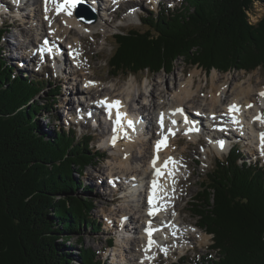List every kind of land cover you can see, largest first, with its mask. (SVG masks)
<instances>
[{"label":"trees","instance_id":"trees-1","mask_svg":"<svg viewBox=\"0 0 264 264\" xmlns=\"http://www.w3.org/2000/svg\"><path fill=\"white\" fill-rule=\"evenodd\" d=\"M185 2L173 11L147 9L140 18L143 30L114 34L108 73H169L180 57L206 73L264 68V17L256 25L248 22L254 3L264 0ZM4 32L0 27V40ZM2 50L0 264H105L91 249L80 248L75 256L65 248L81 226L97 224L94 203L75 191L85 166L94 167L105 153L92 147L91 133L77 136L74 128L63 126L44 132L36 118L38 112L47 115L49 105L35 97L46 84L15 71ZM240 159L236 149L216 159L192 196L190 210L212 236L209 253L168 264H264V167Z\"/></svg>","mask_w":264,"mask_h":264},{"label":"bare ground","instance_id":"bare-ground-1","mask_svg":"<svg viewBox=\"0 0 264 264\" xmlns=\"http://www.w3.org/2000/svg\"><path fill=\"white\" fill-rule=\"evenodd\" d=\"M84 1L98 10L96 11L98 12V18L92 24L82 23L75 15H67L64 11L57 14L56 7L50 4H47L48 11L45 12V0H32L30 3L32 5L30 13L25 15L19 13V15L24 19H33L32 23L36 22L34 28H31L36 32V37H34L36 40L34 42L27 38L25 48L34 46L37 42V47L43 46L42 44L45 42L42 40V37L45 36H49L53 40V45L57 42L58 47L64 48V53H57L54 57V64L55 70L59 72H65L68 64L71 66L69 72L71 71L73 77L68 78L69 81H67L70 84L67 86V91H71L69 95L72 93L70 89H72V85L75 82L80 85L79 89L81 93L84 92L92 96L97 105L99 104V97L118 99L128 107L129 113L132 112L135 115L136 131L133 133L127 132L125 137L122 136L128 123H126V127L115 128V132L113 130L109 131L112 129L111 124L107 127H104L102 124L100 126L101 130L99 129L100 139L106 140L103 142L104 147H107L112 151L113 155L117 156L116 159L113 158V160L107 161L106 177L118 178L117 183H122L123 186H118V190L122 194L121 198L123 202L126 203V206L122 205L113 210L108 209L109 212L103 209L100 211V214L106 219V226L111 227L114 225L113 219H115V227L118 230L119 236L116 238L115 245H113V252L112 250L110 252L111 261L114 264H123V262H119L121 258L125 261L124 264H151L154 262L155 256L160 250L164 251L166 256H169L174 252L173 248H178L181 251L187 250L190 241L191 243L195 241L197 244L206 245L210 242L209 235L200 229L194 228L195 222L187 218L183 219L181 217L182 209L178 207V200L181 198L180 182L182 179L174 177V175L180 172L185 174L184 170L189 168V164L182 154L183 149L176 151L173 147V143L177 139L176 131L183 124L182 121L177 120V117L180 114L188 119L190 118L188 117V112L183 111L184 113L182 114V109L185 105L194 106L193 108L196 111H193L194 114L191 112L192 115L198 114L201 111L207 119L209 114L226 111L230 105H236L239 111L232 114L242 119L244 128L242 126V130L239 133L249 139L247 141L249 147L247 153L256 154V151H261L259 137L260 133H264V123L254 118L258 115L264 117V96L259 95L261 92H264V87L252 86L249 72L247 74L248 77L243 82L244 84L247 83L246 85L227 84L228 81L226 80L223 83L217 84L214 82L217 75L213 74V85H211L207 95L198 101L195 98L199 91L193 90L194 75L198 72L197 70L192 71L188 77H184V74H181V72H176L174 86L172 82L169 85L165 84L163 89H159L156 83L149 82L148 77L143 79L141 84H139L135 75L127 77L118 87L116 80L109 82L110 87H113L111 89L101 87L97 78H92L91 75L93 73L90 74L92 68H85L89 64V61L87 58L84 59L87 55L84 52L81 42L83 41V35L95 34L99 29L104 30L106 28L108 17H103L102 13L108 11H100V9H103L101 7L102 4H107V2L111 3L114 0ZM150 1L153 2L154 0ZM112 6L113 4L109 5V7ZM46 16L47 19L45 18ZM24 19L23 22H25ZM4 26L8 25L4 24ZM115 28H118V26ZM68 32H73L75 35L71 39H68V35L66 36ZM38 36L41 37L37 41ZM24 51V53H28L27 50ZM28 59L31 60L32 57H28ZM50 61L52 63V60ZM64 77L66 76L64 75ZM90 81L94 83L86 87V83ZM139 86L143 88L140 91L141 94L138 92ZM78 101L82 102L85 100L80 98ZM86 103H91V100L87 99ZM64 107L67 108V106ZM94 109L95 111H92L91 118L86 116L82 117V120L87 121L91 126V123H94L92 127L97 126V114L101 112L96 106ZM176 109H181V111L177 112ZM66 110L69 113L68 118H70L72 108L71 111L69 108ZM83 110L82 108H76L73 113H81ZM161 114H163V128L161 127ZM68 118L65 119L66 123H68ZM76 120L77 122H73L72 128H75L74 123L79 125L78 119ZM209 122L211 123V121ZM116 129L120 132L121 140H117ZM168 129H172L175 135H171ZM198 129L200 130V128ZM204 131L205 127L202 131L203 134H205ZM186 135L185 138L189 142L194 143L198 141V135L193 133H186ZM113 136L116 137L115 144L111 142ZM162 137L167 138V146H162L157 151V142ZM212 138L213 140L211 142L214 144L217 140L216 137ZM204 148L205 153L212 151L215 154H221L214 146H205ZM169 157L172 158L173 162L169 163L167 168H163L162 165ZM154 158H156L155 168L152 164ZM157 169H165L167 174L163 177H156L154 172ZM151 178L156 179L159 183V187L155 190V193L149 187ZM174 182H179L176 188L172 185ZM162 194H167L169 197L166 200L167 206L165 202L159 199ZM150 196L153 197L152 204L149 203ZM171 200L174 202V206H169ZM150 211L154 214L149 215ZM166 212H168L166 215L168 216L167 219H171V222L168 223L169 226L161 224L163 220L165 222L164 216L162 217L161 215ZM128 220L131 223L134 222L132 227L126 224ZM148 225L154 227V231L159 230L162 233L164 238L160 244V238L157 239L155 236H151L150 238L154 243L149 245V236L145 234ZM157 235H159L158 232ZM126 253H130L129 259L124 257Z\"/></svg>","mask_w":264,"mask_h":264},{"label":"rangeland","instance_id":"rangeland-1","mask_svg":"<svg viewBox=\"0 0 264 264\" xmlns=\"http://www.w3.org/2000/svg\"><path fill=\"white\" fill-rule=\"evenodd\" d=\"M157 1L158 0H154L153 1L154 4H156L155 2ZM181 1L183 0H162V2L167 5V7H168V4H170V2L172 3V6H176V7L180 6ZM125 2L122 3L120 7L121 10L116 13V15L118 16L111 17L112 18L111 21H110L108 13L106 12L102 13L103 17L105 16L108 17V20H107L108 24L106 25V28H104V30L99 29L98 32L95 34H86L82 36V40H83L81 42L82 47L84 48V52L87 55V57H84V59L87 58L89 61V64H87L85 68L91 67L92 70L90 71V74L93 73L91 75L92 78H97V81H99V83L101 84V87H105L107 89L113 88V87H110L111 85L109 82L111 80H116L117 87H118L125 81L127 77L131 76L129 75L127 77H124V75H118L117 78H114V77H111L108 73V67L106 64V60L111 55L114 49V36H113L114 34L113 33L119 32V31H126L129 28L143 30L144 27L139 23V19H138V17L146 13V12H143L142 9L146 8L149 10L153 9V11L155 10V12L157 11L155 9V5H151L147 3L145 4L144 2H141V1L138 2V6H135L133 3L128 4ZM19 13H22V15L26 14L23 12L22 9L19 10ZM110 13L112 15V10L110 11ZM129 13H132L131 14L132 18L130 19L126 18V16L129 15ZM248 15H249L248 22L251 25H256L257 22L260 21L264 17V2H256V4L254 3L252 13H249ZM23 19L24 18H21L20 20H16V19L6 20V25L9 26L11 24L12 27L10 26V29L7 28L6 30H4L5 36L4 38L0 40V46L3 49L2 57H4V59H6L10 64L14 66L15 71L21 70L20 68L23 67L24 72L22 74L24 76L26 75V76L39 77L46 84L43 90L44 92H41L35 98H36V101H38L39 103L42 104L43 102H45L47 105H49L48 112H47V115H44L43 112H38V116L36 119L39 122L38 125L42 126V130L44 132H47L48 135H50L53 132V130L58 131L59 129L63 127L67 129V124L65 122V119L69 117V113H66L64 110L69 108V110L71 111V108H72L71 114H74L73 113L74 109L76 108L84 109L82 105L78 104L76 106L74 103L75 97L73 95L74 94L73 89H76L77 92L81 93L79 89L80 85H77V83L75 82L73 83V85L71 84L72 89L70 90H72V93L69 95L71 91H67L68 88H66V83H64L63 81H60L61 79H64V78H66L67 81H69L68 78L73 77L72 74H71L72 75L71 77H69V74H68L70 67H71L70 64L68 65L66 64L67 66H66L65 72L63 71L59 72L55 70V64H54L53 65L54 72L51 70L48 71L45 69L41 72L34 73V71L31 69L32 66L29 67L28 65H25L23 63L25 62L23 61V59H25L26 61L32 60V59L31 60L28 59V57L23 56V54H25V53H22L23 48H25L24 38H26V40L28 38L34 42L36 40L34 38L36 37V32L35 30L31 29V28H34L36 22L32 23L33 19L29 20L30 18H25L24 21L27 22L28 23L27 24L23 22ZM2 20L3 19L0 18V27H1ZM120 22H122L125 25L130 24V22L131 23L133 22V23L128 26H122L119 28H115L116 26L114 25H117ZM74 35L75 34L73 32L66 33V36L68 37V39H71L72 36ZM20 63L23 64V65L21 64L22 67L19 66ZM29 70H31V72ZM194 70L198 71L194 75V82H193V90L199 91L195 98L198 101L202 97L207 95L208 91L211 88V85H213V79H212L213 74L217 75L216 79L214 80V82H216L217 84L223 83L226 80L228 81L227 84L234 83L237 85L238 84L246 85L247 83L244 84L243 82L248 77L247 74L250 73L249 76L251 78V85L252 86L255 85V87H264V68H257L253 70V72L251 71L249 73L245 72L244 70H239V71L232 70L226 73H221L217 71L215 68H213L211 69L212 72L210 71L206 73L199 67H196V66L191 67V66L186 65L182 61V57H180L178 60L173 61L172 72L167 73L165 70L162 69L153 75L148 74L147 72L146 73L144 72V73H138L135 76L137 77V82L139 84H141L143 79L148 77L149 82L156 83L159 89H163L165 87V84L169 85L172 82H173L172 85L174 86L176 72H181V74H184V77H188V75ZM64 75L66 77H64ZM52 89H55L58 92H53L54 90L52 91ZM142 90L143 88H140L139 86L138 92ZM52 93H59V94H55V96H52ZM78 102H81V101H78ZM64 106H67V108ZM74 121L77 122L76 119ZM78 122H79V119H78ZM91 124L92 126H94V123H91ZM74 127H75L74 129L76 130L77 136H81L82 133H85V132H89L92 134L93 136L92 146L93 147H96L94 145L95 143H97L96 149L101 150L100 146L104 147L103 142H105L106 140L100 139V134H99V129L101 130L100 127L98 128V130H91L88 124H85V125L83 124L82 126L80 124L78 125L75 123H74ZM173 144H174L173 147L174 149H176V151H178V149L179 151L180 149H183L182 154L186 158V162L189 164V168H188L189 170L185 169V172H184L185 174H183L184 176L182 177V181L180 182L181 198L178 200V207L182 209L181 217L183 219L187 218L190 221L197 222L198 221L197 217H195L193 215V212L190 211V207H191L190 203L192 200V196L195 195L196 190L199 187V184L206 177L210 169L213 167L215 163V159L217 158H215L214 155L211 153L204 152V149H205L204 147L206 143L203 140H198L197 142L193 143V142H189V141H186V140H183L177 137L176 142ZM239 147H240L239 154L241 157H245V159L247 160L248 158L253 157L251 159V162H255V156H252L249 153H247V150H249L248 144L246 147L243 144L242 146H239ZM208 152H212V151H208ZM216 155H219V154H216ZM196 157L200 159L198 163L194 160V159H197ZM113 158L116 159L117 156L113 155L112 151L107 150L105 158L104 159L102 158L103 160L98 161L94 167L85 166V170L83 171L84 173L82 174V176H79L81 185L80 187L77 188L75 192L76 194L82 197H86L92 200L95 208L91 210V215L93 216V218H95L97 224H95L94 226L84 224L83 226H81L79 230H77V232H74L75 234L70 235L69 240L65 242L66 250L68 252L73 253L75 256L78 255L77 250H79L80 248H87V249H91L92 251H94L96 253V257L100 261L103 262V259H105L104 252L99 251V250L103 248V246L107 243L109 239H112V247L108 249V251L111 252L113 245H115L116 243V238L119 236L118 230L115 227V224H116V222H114L115 219H113L114 225H112L111 227H108L106 226L105 217L100 214L101 209L105 210L106 212H109L108 209L113 210L122 205L126 206V203H124L121 198L122 194L120 193V190H118L119 188L118 186H123L122 183L121 182L117 183L118 178H113L114 182L112 184L111 183L109 184L107 182L110 181V178L106 177L104 180L103 175L105 174H101V171H104V173H106L107 161H111L113 160ZM221 158L224 159L226 158V156L222 155ZM257 163L262 164V162H259V161ZM188 175H190L189 178H188ZM74 176L77 177L78 174L74 172ZM100 179H103L102 184H100ZM114 184H117V185L114 186ZM83 185H85L87 188L83 189L82 188ZM212 196H213V192L210 196L211 197V199L209 200L210 202L211 201L213 202ZM133 223H131V221L129 220L126 222V224L129 227H132ZM211 237L212 236L209 235L210 242H208L206 245L197 244L195 243V241H192L191 243V241L189 240L190 241L189 247H188L189 250L181 251L178 248H173L174 252L172 253V255L166 256V254H163L160 256V261H157L156 263L154 261V263H151V264H167L169 262H173L177 260L180 256H183V254L184 256L188 257L190 260H193L196 257L198 258L199 255L202 253H206V252L209 253V245L212 242ZM78 238H81V241H82L81 243L79 241L77 242ZM61 248L64 249L63 247ZM124 257L126 259H129L130 253L124 254ZM120 260L121 261L119 262H123L124 264L125 261L121 258ZM109 261L108 262L106 261L105 264H109Z\"/></svg>","mask_w":264,"mask_h":264},{"label":"snow or ice","instance_id":"snow-or-ice-1","mask_svg":"<svg viewBox=\"0 0 264 264\" xmlns=\"http://www.w3.org/2000/svg\"><path fill=\"white\" fill-rule=\"evenodd\" d=\"M49 2H53V3H56L57 4V7H56V12L57 14H59L60 12L64 11L66 12L67 15H72V9L80 2V0H63V2H59V0H45V12L48 11V8H47V4ZM115 2V0H114ZM47 19V16L45 17ZM94 82H88L86 83V87L89 86L90 84H92ZM259 95L261 96H264V92H261ZM99 104L103 105L106 107V109H108L109 111V115H111V110L113 108L116 109V120L114 122L115 125H121V121L123 119V116L121 114V112L119 111V107H120V102L119 101H113L111 103H109L107 101V99L105 98V100H102V101H98ZM249 107H251V105H249ZM177 112H180L181 109H176ZM239 109L236 107V105H230L229 106V113H235V112H238ZM254 119L256 120H259L261 123H264V117L262 116H257L255 117ZM128 123V126L129 127H132V121H127ZM173 123H175V121H173ZM161 127L163 128V114H161ZM113 131L115 132V127L113 128ZM168 132L171 134V135H175V133L172 131V129H168ZM166 140L167 138L166 137H162V139L160 141L157 142V145H156V149L157 151L160 150V148L163 146V147H166L167 146V143H166ZM115 141H116V137L113 136L112 137V140L111 142L113 144H115ZM219 146L221 149H223L224 147V144H223V141H219ZM259 146L261 148V154L264 155V133H260V137H259ZM173 162L172 161V158L169 157L168 160H166L164 162V164L162 165L163 168H167L168 164ZM152 164H153V167L155 168V164H156V158L153 159L152 161ZM156 174L157 175H161L162 173L160 172L159 169L156 170ZM157 188V184L156 182L154 181L153 182V191L155 193V190ZM149 203L152 204L153 203V197H149ZM154 214L152 211L149 212V215H152ZM148 236H149V245H151L152 243H154V241L151 240V230H149L147 232Z\"/></svg>","mask_w":264,"mask_h":264},{"label":"water","instance_id":"water-1","mask_svg":"<svg viewBox=\"0 0 264 264\" xmlns=\"http://www.w3.org/2000/svg\"><path fill=\"white\" fill-rule=\"evenodd\" d=\"M77 16L85 23H94L96 21V15L87 10L82 3L79 4Z\"/></svg>","mask_w":264,"mask_h":264}]
</instances>
